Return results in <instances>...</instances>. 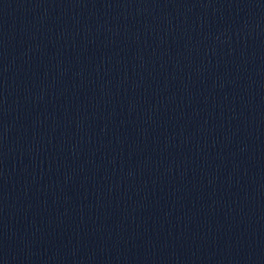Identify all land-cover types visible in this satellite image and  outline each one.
I'll return each instance as SVG.
<instances>
[{
  "label": "water",
  "instance_id": "obj_1",
  "mask_svg": "<svg viewBox=\"0 0 264 264\" xmlns=\"http://www.w3.org/2000/svg\"><path fill=\"white\" fill-rule=\"evenodd\" d=\"M0 264H264V0H56L0 75Z\"/></svg>",
  "mask_w": 264,
  "mask_h": 264
}]
</instances>
